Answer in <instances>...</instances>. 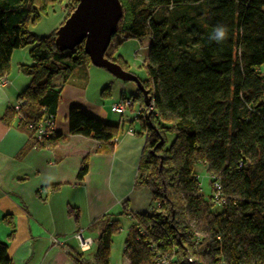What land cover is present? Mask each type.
Listing matches in <instances>:
<instances>
[{
    "label": "trees",
    "instance_id": "trees-1",
    "mask_svg": "<svg viewBox=\"0 0 264 264\" xmlns=\"http://www.w3.org/2000/svg\"><path fill=\"white\" fill-rule=\"evenodd\" d=\"M118 1L122 13L115 34L123 40L149 39L145 78L139 83L152 108L139 90L130 98L142 109L136 116L144 138L133 184L150 192L151 207L148 213L135 214L126 212L123 203L118 214L104 215L92 240L91 259L76 255L71 264H109L112 238L120 232L113 217L125 215L135 222L122 249L129 264H156L157 254L165 255L169 264H264V76L258 70L264 65V0ZM61 2L0 0V78L17 49L28 48L31 60L19 64L29 83L17 97V110L8 107L0 121L7 127L16 121L35 148L62 138L51 130L38 141L35 127L44 116L54 118L61 85L74 67L91 64L82 44L59 50L57 29L39 37L29 31L30 23ZM77 2L64 3L61 24ZM197 15L202 22L195 19L189 27ZM217 25L228 29L222 42L211 38ZM106 50L104 58L129 72L115 49ZM55 78H61V85H54ZM66 119L69 134L89 137L111 152L116 125L78 107H71ZM199 165L219 180L225 203L218 210L211 194L199 192ZM87 169L84 159L78 182ZM78 215V209L67 208L75 223ZM2 220L11 229L10 239L13 223L8 216ZM93 222L91 231L97 220ZM7 252L8 246L0 243V264H12Z\"/></svg>",
    "mask_w": 264,
    "mask_h": 264
},
{
    "label": "crops",
    "instance_id": "crops-1",
    "mask_svg": "<svg viewBox=\"0 0 264 264\" xmlns=\"http://www.w3.org/2000/svg\"><path fill=\"white\" fill-rule=\"evenodd\" d=\"M27 52L17 49L12 53L10 68L0 85V116L5 109L18 104L17 97L29 83V78L19 70V64L31 61ZM70 74L62 85L61 78L53 81L62 88L52 131L62 138L52 146L32 147L27 135L16 128V121L9 127L0 121V243L8 246L12 264H71L76 255L90 260L92 247L81 251L74 237L77 232L93 240L101 225L99 220L104 215L121 212L123 203L126 212L135 214L148 213L151 207L150 192L134 188L133 184L144 144L136 116L142 109L133 101L134 106L119 116L109 105L116 99L136 96V84L86 63L75 66ZM97 74L98 79L93 77ZM108 86L109 92L102 95V89ZM71 107L117 126V143L111 152L101 149L89 137L69 134L66 116ZM129 129L132 135L126 133ZM84 159L88 169L78 182L76 174ZM198 169L206 171L203 165L197 166V173ZM46 186L56 189L48 190ZM69 206L78 209V223L67 216ZM4 216L13 223L10 239L7 237L11 229L2 220ZM114 218L120 222L122 251L128 228L135 222L127 215ZM122 218L126 220L124 225ZM94 220L97 223L91 231L88 226Z\"/></svg>",
    "mask_w": 264,
    "mask_h": 264
},
{
    "label": "water",
    "instance_id": "water-1",
    "mask_svg": "<svg viewBox=\"0 0 264 264\" xmlns=\"http://www.w3.org/2000/svg\"><path fill=\"white\" fill-rule=\"evenodd\" d=\"M121 13L118 0H78L72 13L57 28L55 41L59 50H71L82 44L93 66L103 68L118 79L135 83L143 94L144 104L151 109L148 93L137 77L104 58Z\"/></svg>",
    "mask_w": 264,
    "mask_h": 264
},
{
    "label": "rangeland",
    "instance_id": "rangeland-1",
    "mask_svg": "<svg viewBox=\"0 0 264 264\" xmlns=\"http://www.w3.org/2000/svg\"><path fill=\"white\" fill-rule=\"evenodd\" d=\"M68 0H64V2H61L60 4H54L50 7L48 13L46 15L41 16L38 21L35 23L29 24V31H31L35 36H43L47 33H49L52 29H57L59 25L61 24V21L63 20V16L65 15L66 11L64 10L65 7L64 3ZM185 7V6H184ZM184 7H178L177 10H183ZM174 12V11H173ZM171 12L170 14H173ZM201 14V13H200ZM201 16V15H200ZM200 16H195L192 21H189V27L193 24V21L197 19L199 22H202V19ZM149 44L148 38H142L140 40L129 38L127 40H123V38L120 36V34H115L111 37V41L108 46L109 51H113L115 49L116 55H121L128 63V68L130 72H134L136 76L142 78L145 76V71L143 67V63L145 62V58L147 55V46ZM26 50L28 48H25ZM259 72L264 76V65H261L258 68ZM129 72V73H130ZM94 78L98 79L99 75H94ZM92 80V79H91ZM93 81V80H92ZM90 81V87L89 90L93 89V82ZM124 94L128 95L126 92H123ZM121 99V98H120ZM120 99H116L112 101L111 103L120 101ZM110 103V104H111ZM109 104V105H110ZM171 139V138H170ZM211 177L207 175L206 171L204 169H198V176L197 181H199L200 185V194H204L205 196L210 195L211 188H210V179ZM220 205L215 204V210H218ZM122 225L126 224V220L121 221ZM119 234L115 235L112 239V246H111V256L110 261L112 264H125V260L123 259L122 251H121V242L120 238L121 235ZM90 239V238H89Z\"/></svg>",
    "mask_w": 264,
    "mask_h": 264
},
{
    "label": "built area",
    "instance_id": "built-area-1",
    "mask_svg": "<svg viewBox=\"0 0 264 264\" xmlns=\"http://www.w3.org/2000/svg\"><path fill=\"white\" fill-rule=\"evenodd\" d=\"M5 77H1L0 78V85L4 83ZM133 99L132 98H121L120 101L114 102L110 104V108L111 111H113L114 113H116L117 115L121 116L122 114H124L128 109L132 108L133 105ZM18 105H16L14 107L15 110H17ZM138 114V113H136ZM54 126V120L48 116H44L42 121L36 125V139L38 141H40L43 136H48L50 134V131L53 129ZM128 135H132V131L131 129H129L126 132ZM112 145L115 146V144L117 143V140H115V138L112 139ZM210 180H212V188H211V195H212V201L213 203H216L218 205L224 204V198L222 195V191H220V184H219V180H217V178L215 177H211ZM75 239L79 242V246H80V250H87L89 249L93 242L91 239L89 238H85L82 235V232H77L74 235ZM157 258H156V264H169V261L167 259V257L163 254H157Z\"/></svg>",
    "mask_w": 264,
    "mask_h": 264
},
{
    "label": "clouds",
    "instance_id": "clouds-1",
    "mask_svg": "<svg viewBox=\"0 0 264 264\" xmlns=\"http://www.w3.org/2000/svg\"><path fill=\"white\" fill-rule=\"evenodd\" d=\"M227 35H228L227 27L224 25H217L213 29V33H212L211 38L213 40H216L217 42H222L223 40H225L227 38Z\"/></svg>",
    "mask_w": 264,
    "mask_h": 264
}]
</instances>
